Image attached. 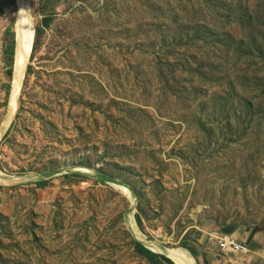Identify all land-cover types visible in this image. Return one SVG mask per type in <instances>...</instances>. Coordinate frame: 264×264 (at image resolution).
<instances>
[{
	"label": "rangeland",
	"instance_id": "obj_1",
	"mask_svg": "<svg viewBox=\"0 0 264 264\" xmlns=\"http://www.w3.org/2000/svg\"><path fill=\"white\" fill-rule=\"evenodd\" d=\"M29 1L10 120L0 5V264H264V0Z\"/></svg>",
	"mask_w": 264,
	"mask_h": 264
},
{
	"label": "bare ground",
	"instance_id": "obj_2",
	"mask_svg": "<svg viewBox=\"0 0 264 264\" xmlns=\"http://www.w3.org/2000/svg\"><path fill=\"white\" fill-rule=\"evenodd\" d=\"M17 5L15 21V53L12 65L11 90L9 96L8 109L11 116H14L17 110V100L21 92L22 80L25 74L26 65L32 51L34 39V24L30 13L29 0H15ZM9 123V121H8ZM7 127V126H6ZM172 256L178 258L182 264H194L192 258L184 251H173ZM172 260L171 258H169ZM177 261V260H176ZM177 263H179L177 261Z\"/></svg>",
	"mask_w": 264,
	"mask_h": 264
},
{
	"label": "trees",
	"instance_id": "obj_3",
	"mask_svg": "<svg viewBox=\"0 0 264 264\" xmlns=\"http://www.w3.org/2000/svg\"><path fill=\"white\" fill-rule=\"evenodd\" d=\"M0 5L3 9H15L16 8V2L15 0H0ZM39 26H37V30H39ZM102 180L105 179L104 176L101 177ZM47 181H41L37 183V185L42 186L46 184ZM135 251L145 258L150 264H173L167 257L165 256H160L152 251H150L148 248L143 246L140 243L135 244Z\"/></svg>",
	"mask_w": 264,
	"mask_h": 264
},
{
	"label": "built area",
	"instance_id": "obj_4",
	"mask_svg": "<svg viewBox=\"0 0 264 264\" xmlns=\"http://www.w3.org/2000/svg\"><path fill=\"white\" fill-rule=\"evenodd\" d=\"M219 247L222 252H231L234 255L247 256L248 250L236 242L232 237L226 236L219 240Z\"/></svg>",
	"mask_w": 264,
	"mask_h": 264
},
{
	"label": "crops",
	"instance_id": "obj_5",
	"mask_svg": "<svg viewBox=\"0 0 264 264\" xmlns=\"http://www.w3.org/2000/svg\"><path fill=\"white\" fill-rule=\"evenodd\" d=\"M242 243L247 246V242L244 241ZM240 245H241V243H240ZM249 245H251V244H249ZM253 255L256 256L254 253H253ZM255 260H257L255 257H247L245 260L241 261V264H245V263L246 264H256L255 263L256 262Z\"/></svg>",
	"mask_w": 264,
	"mask_h": 264
},
{
	"label": "water",
	"instance_id": "obj_6",
	"mask_svg": "<svg viewBox=\"0 0 264 264\" xmlns=\"http://www.w3.org/2000/svg\"><path fill=\"white\" fill-rule=\"evenodd\" d=\"M33 37H35V29H34V36ZM34 40V39H33ZM171 251H173V250H171ZM175 251V250H174ZM177 251V250H176ZM169 259V258H168ZM179 263H176L174 260H170L173 264H182V262L178 259V258H175Z\"/></svg>",
	"mask_w": 264,
	"mask_h": 264
}]
</instances>
